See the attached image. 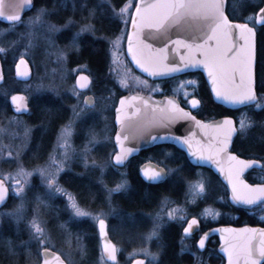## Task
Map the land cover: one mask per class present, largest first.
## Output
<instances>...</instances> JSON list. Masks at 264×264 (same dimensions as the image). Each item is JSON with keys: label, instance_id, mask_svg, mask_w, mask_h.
Returning a JSON list of instances; mask_svg holds the SVG:
<instances>
[{"label": "rangeland", "instance_id": "374dc122", "mask_svg": "<svg viewBox=\"0 0 264 264\" xmlns=\"http://www.w3.org/2000/svg\"><path fill=\"white\" fill-rule=\"evenodd\" d=\"M60 1L62 6L55 10L53 20L48 17V13H46L44 8L39 7L19 24L0 30V40L9 34L8 38L12 39L11 47L18 48V59L23 56L27 60L29 68H31V70L29 69L31 73H29L28 77L20 79V92L26 94L32 102L33 108L37 109L34 115L35 118L47 117L50 113L55 116L62 115V107L59 106L58 98H56L61 94L69 95L74 99L78 97L72 82L73 77L78 72L89 71L87 65L92 58V43L88 40H80V38L83 36L96 38L95 31H102L105 28L104 22L108 17L106 12L101 9L99 0ZM127 3L136 4L132 0ZM134 9L135 7L123 16H118L113 10V17L122 26L120 32L130 22ZM37 17L39 18L37 19ZM78 20L84 22L80 24L77 30L69 34L67 32L68 28L77 23ZM58 22L63 23L59 24ZM89 23L94 25V29L80 32V35L76 36L81 27ZM126 36L124 32L116 36L121 37L118 49L112 47L116 37L111 38L108 42L112 60L108 75L111 73L109 77L114 89L111 93H108L107 98L110 97L109 99L112 101H115V98L123 93H155L157 88L154 86V80L146 79L136 73L131 67L125 52ZM0 49L3 50L1 47ZM122 78L127 80V87L121 83ZM143 81H148V83L144 84ZM188 81L192 80L181 81L183 87L181 86L179 87L180 89L175 88L174 90L176 94L186 100L189 97L183 95L184 90L187 89L189 92H194L191 89L192 84L188 83ZM96 95L98 96V94ZM2 96H5L4 93H2ZM99 97H97V105L91 108L83 106L80 99L79 104H75L70 109L73 118L71 117L72 120L57 133L56 141L48 160L44 164L30 169L22 165L21 156L30 142L32 128L25 118L7 117L4 109L0 111V117H7L4 118V124L0 125V178L4 179L8 184L9 195L12 199L6 202L11 203L13 206L11 209H6L3 208L6 202L0 204V248H3L4 252L0 255V264H16L17 262L14 260L17 254L15 252L16 248H24L22 251L25 253V264H36L35 250L26 249L30 247H35L36 252L43 248H54L68 264H79L83 259H76L74 254L84 251L88 246H96V236L91 232L96 230V223L99 219L106 221L109 236L113 238L120 250L124 249L122 240L123 242L130 240L137 243L134 245L135 249L127 255L128 258L140 257L149 264H155L158 259L157 249L162 247L160 238L162 229L170 226L168 225L170 223H174L177 227H183L192 215H200L204 209L209 208L194 210L196 207L195 203L203 195L198 197L193 203L192 189H190L189 185L187 187V198L185 191L182 196L185 198L180 201L165 198L152 211L131 210L128 206L129 204L124 202L123 198L125 196L120 197L121 199H115L116 195L126 190V186L118 191L110 192V189H115L116 186L109 188L103 183V174L111 167L110 160L113 154V149L111 151L108 147L112 143L113 136V129L110 128L109 121L105 119V122H102L100 129L93 132L91 138L82 145L81 150H76L71 143L73 138L72 126L79 119L83 117L94 118V116L99 114L100 119L104 120L106 112L105 101ZM251 105L253 108H257L254 104ZM208 111L217 114L216 109H211V107L208 108ZM237 117L239 121L244 118L243 112H239ZM248 126L249 124L244 129L239 126L240 134L246 133L245 130ZM97 148H101L100 152H95ZM77 151L80 152L77 153ZM167 156L164 154L156 160L166 167L168 178L173 180L176 176V169L171 168L167 164ZM57 161H60L61 164L58 165ZM57 167H61L59 178L65 172L72 171L75 167L82 169L80 174L85 176L84 181L73 185L78 188L81 198L86 200L90 198L93 209L80 206L91 213V215H76L71 209L68 196L62 192L54 193L48 187L41 172L33 171L46 168L49 172H53ZM21 168L32 172L27 183L24 182L23 176L17 174ZM9 173L11 174V180L6 175ZM119 174L124 177L125 171ZM202 176L207 180V176L204 174ZM15 180L21 181L22 192H16L17 185L14 183ZM96 183L100 185L101 190L95 187ZM32 186L41 190L30 204L28 190ZM71 195L77 200L75 195ZM57 199L62 201L61 205H58ZM186 202H188L187 205H185ZM55 203L60 208V213L58 211L54 213L51 209ZM170 210L173 212L172 216L169 215ZM65 213L67 217L62 222L60 219ZM201 216L203 218L208 217ZM210 217L217 218V216ZM3 219L8 221L2 223ZM33 221L39 223L40 227L43 228V235L35 231ZM83 222H86V224ZM153 229L157 233L154 236L151 235ZM72 231L80 232L81 234L85 233L87 235L85 243H83V238H77L78 235ZM8 234H10L9 237ZM6 241L7 246H3V242ZM141 249H148L156 255H149L148 252L141 251ZM85 252H89V250H85ZM167 259L164 258V262Z\"/></svg>", "mask_w": 264, "mask_h": 264}, {"label": "snow or ice", "instance_id": "6c2138e0", "mask_svg": "<svg viewBox=\"0 0 264 264\" xmlns=\"http://www.w3.org/2000/svg\"><path fill=\"white\" fill-rule=\"evenodd\" d=\"M261 2L264 3V0ZM30 4L31 0H0V17H5L13 23L20 21L23 8ZM133 7H135V16L131 17L133 32L127 38V50L144 72L151 77H164L203 65L207 70L217 98L223 99L229 104L244 106L254 104L257 108L264 109V97L258 94L255 82L254 36L257 29L253 27L256 19L264 26V7L259 8L258 14L249 17L248 22L229 19L224 11V0H139V4L126 3L122 7L116 8L115 12L118 16H123L125 13H129ZM173 28L186 33V35H176L175 40L168 39L162 47H157L156 44L149 43L143 38V30L145 29L152 32L153 35L168 37ZM92 29H94V25L85 24L76 36H79L80 32ZM236 30H238L239 38L243 43H237L235 39ZM120 42L121 37H116L112 47L118 49ZM169 45H173L171 51L179 53V62H170ZM21 61H24L23 56H21ZM0 78H2V74H0ZM90 82L91 77L81 72L77 79L79 87L86 88ZM121 83L127 87L125 78L121 79ZM143 83L147 84L148 81H143ZM17 95L20 96V106L26 107V97H23L22 94ZM17 95L12 96L14 103L17 102ZM183 95L191 97L187 102L193 110L200 106L201 102L193 92L185 89ZM127 99V97L121 98L118 112L124 108V102ZM91 102V98H87L85 101L86 104ZM143 104L148 105V109L145 111L137 108L138 114L142 112L144 114L142 117H138L136 121H126L121 116H117L122 131L140 134L150 129H166L182 119L191 120L203 133L202 138L193 139L196 136L195 132L187 136H173L172 138L184 144L193 157L214 164L224 174L231 185L234 201L246 205L264 204V183L251 184L242 176L246 169L254 165L264 168V162L244 159L235 152L229 151L232 136L237 131L236 121L232 116H225L217 123L199 120L192 110L182 107L179 99L175 97H167L163 106L150 103L146 99L143 100ZM249 123H251L250 120L242 118L239 126L244 129ZM169 135L171 134L167 131L164 132L165 137ZM151 138L155 140L159 137L156 135ZM127 139L128 136L122 138L121 133L116 135V140L120 143V151L115 153L114 160L118 165H123L128 156L136 151V149L125 145L124 141ZM56 163L61 164L60 161ZM33 171L41 172L48 187L54 193L62 192L68 196L71 209L76 215H91L80 206L75 197L67 193V190L59 184L61 167H57L53 172H49L46 168ZM143 172L150 181H159L167 175L163 167L153 164L145 167ZM17 174L23 176L24 182L27 183L32 172L21 168ZM6 175L11 180V174ZM14 183L17 185L16 192H22L21 181L15 180ZM126 185L127 181L123 180L116 185L115 189H110V192L118 191ZM189 187L192 189L193 203L201 195H206V182L203 177L190 182ZM7 190L8 184L0 178V202L5 200ZM169 215H173L171 210ZM200 215L218 216L219 210L209 207L204 209ZM199 223L200 220L197 215H192L191 220L187 221L184 233H193L194 226L199 225ZM100 225L103 231L105 225L103 219L100 220ZM33 226L38 234L43 235L44 230L39 223L33 221ZM219 231L223 233L225 243L223 251L227 254V264H264V228L246 226L242 229L223 228ZM156 234L155 229H153L151 235ZM209 235V232H205L200 237L198 241L200 248L205 247ZM44 251L47 254L50 250L46 248ZM105 251L111 260L117 259V248L114 243L106 241ZM141 251L148 252L152 256L156 255L148 249H141ZM56 259L57 264H63L59 253H56ZM44 264H48L47 259ZM135 264H144V261L138 259Z\"/></svg>", "mask_w": 264, "mask_h": 264}, {"label": "flooded vegetation", "instance_id": "af4514ba", "mask_svg": "<svg viewBox=\"0 0 264 264\" xmlns=\"http://www.w3.org/2000/svg\"><path fill=\"white\" fill-rule=\"evenodd\" d=\"M60 6H62V3L60 0H33L32 9L28 13H26L20 21H18L17 23H4V22L0 21V30L1 29H7V28H10V27H13V26L19 24L21 21L28 18L34 12V10H36L39 7L44 8L46 10V13H48V17L51 20H53V15L55 13V10L58 9V7H60ZM62 23L59 22V24H62ZM68 29L69 30L67 32L69 34H72L74 32L71 30V27H69ZM8 37H9V34L7 35V37L0 40V47L3 48V50H0V61H1V57L3 54H11V55L16 54L15 49L17 50V48L11 47L12 46V39L8 38ZM80 40H82V39L80 38ZM88 40L92 44H94L96 41L95 38H93L92 36H88ZM109 40H110V38L106 39V37H104L103 39L100 40V42H101L100 43L101 44V56H102V62H101L102 69H100L98 71L99 76L104 75L102 80H104L103 81V83H105L104 86L107 85L109 88L107 91H109L111 89V80L109 81V79H110L109 75H111V73L108 75V73L110 71L111 63H112L110 52H109V45H108ZM20 60H21V58H19V59H18V57L15 58L13 78L16 79L17 81H20V78H18V72H17V65H18V62ZM24 60H25L27 66L29 68L27 60L26 59H24ZM87 67H88L89 71H87V72L84 71L83 73H85L87 76L91 77L92 74L90 72V68H92V66L90 65L89 62H88ZM29 69L31 70V68H29ZM2 73H3V71H2ZM29 73H31V72L29 71ZM80 73L81 72H78L73 77V80H72V82L74 84V88L78 94V97H76V99H74L73 97H70L69 95H66V94H61L59 97H56V98H58L59 106L62 107V110H63L62 115H60L63 118V120L60 121L59 125L57 126V129L55 132V138H56L57 133L60 131V129L63 128L67 123H69L72 120L71 119L72 115H71L70 109L73 108L75 106V104L78 105L80 99H81L83 106H85V104H84L85 98L88 96H90L92 98V106L91 107L97 105V97L98 96H100L99 98H103L105 103L107 101V103L106 104L104 103V105L106 106V109H105L106 112L104 115L105 116L104 120H101L100 119L101 117L98 114V115L94 116V118L83 117V118L79 119L72 126V133H73L72 137L73 138L71 140V143L76 150L82 149L81 148L82 145L85 144L91 138V135H93V132H96L97 130L100 129L101 125L103 124L102 122H105V119L107 121H109L110 128L113 129V135H114L115 126H114V113L113 112H114V107L116 105L117 99L122 95L119 93L120 95H118L115 98V101L113 104L112 100L109 99L110 97L107 98L108 94L107 95H100L101 92H103V87L101 88L100 83H93L92 77H91L90 87L88 90H86V91L78 90L76 88V85H75V79H76L77 75ZM106 78H107L108 83H106ZM3 79H4V75H3ZM146 79L155 81L154 86L157 87L156 92L155 93L137 92V93H142V94L150 97L153 100H160L161 98H164V97H175V98L179 99L182 107H185V108H188L189 110H192L193 114L196 117H198L196 113H198L199 111L203 110L205 112L206 107L203 105V101L206 100V101H209L212 104H214L212 101V96H211V93H210L209 88L207 86V83L204 79V76L201 73L193 71V72H188V73H184V74L177 75V76H166V77H157V78L146 77ZM188 79L192 80V81H188V83L192 84L191 89L194 90L193 93L196 95L197 99H199L201 102L200 106L195 110L190 109V104L187 102L188 100L191 99V97H189L187 100L183 99L179 94H176L174 91L175 88L177 89L181 86L183 87V84L181 83V81L188 80ZM15 93H17V92H15ZM15 93H13V94H15ZM96 94H98V96ZM9 96H8V98H9ZM261 97H264V93L261 95ZM8 98H7V103H8ZM30 105L31 104H30V99H29V106ZM112 106H113V108H112ZM8 107H9V105H8ZM85 107L91 108V107H87V106H85ZM239 108H241V107H239ZM239 108L235 109V110H237V111H235V115H234L236 118H233L236 121L237 134L234 138L231 152H235L237 155L242 156L244 159L259 160V161L264 162V134H258L257 133L260 130L264 131V117H263V120L259 124H256L255 121L252 120L251 123H249L248 128L245 130V132H247V133L240 134V131H239L240 121H239V118L237 117V114L239 112H243V114H244V111H239L238 110ZM253 110H254V112L259 110V111H262L264 113V109H261V108H253ZM207 111H208V109H207ZM107 114H108V117L106 116ZM65 116H66V119H64ZM244 118H246L245 115H244ZM200 119H202V118H200ZM202 120L209 121L212 119H202ZM55 138L53 141L52 148L54 147V144L56 141ZM108 147H109V150H111V151L113 149V154H112V156H113L115 153V147L113 144V136H112V143H111V145H108ZM160 147H165V145L155 146V147H152V148H149L145 151L140 152L139 155L132 158L124 168L119 169L117 167H114L112 165L111 160H110L111 167L116 171L122 172L125 169H127V167L132 162V160L137 159L140 155L147 152L148 155L146 157H141L137 161V173H138L139 167L146 162L156 163V164L162 166L167 171L166 167L164 165L158 163L156 159L159 157H162L164 154H166V155H168L167 156V159H168L167 164L170 165V164L175 163V161L173 160L175 158V156H174L173 151L169 150V149L168 150H162V153H161L159 151ZM100 149L101 148H97L95 152H100ZM245 150H248V152H247L248 155L246 153H243ZM51 152H52V150H51ZM51 152H50V154H51ZM79 152L80 151H77V153H79ZM95 154H97V153H95ZM111 159H112V157H111ZM184 159H185V162H187V164L189 166L188 168H189L190 173L193 174L190 177L186 178L184 183L182 185H180L184 188V190L186 192V198H187V187H188V185L190 184V182L198 180L201 177H203L202 174H204L205 176H207V174H210V175L214 176V178H215V179L212 178V180L209 181V177H207V180L205 179V177H203L205 182H206V189H211V191H221V192L226 191V193H227L226 187L223 185V183L215 175H213V173L211 171H209L205 168H199V167H195V166L191 165L185 156H184ZM109 169H110V167H109ZM243 178L251 184L264 183V168H261L260 166L256 167V168H252L244 174ZM60 185H62V184H60ZM214 196H215V194L212 193L211 198H214ZM174 201H178V200H174ZM56 202H58V205H61V203H62V201L59 199H57ZM187 203L188 202H186L185 205H187ZM216 204H217L216 208H212V209L219 210V215L217 216V218H212L210 216H208L207 218H203L201 215L198 214L197 217L200 220V223L198 225V230L194 234L185 235L183 233V230H184V227H185L187 221L190 220L191 218H189L185 222L183 227H177L174 223H170V224H168L170 226H168L167 231L166 230L163 231L165 228L164 227L161 231L162 235L163 234L164 235L163 236L161 235V237H160L162 244H163L164 236H167L169 238L170 244H169L168 248L160 247L157 249L158 259H157L155 264H225V259L219 252L220 242H219V239L217 236H215V235L209 236L207 241H206L205 247L200 248L198 241H199L200 237L203 235V233L208 232L209 230H211L213 228L221 227V226H233V227L248 226V227L264 228V204L258 203L257 205H255L249 209L234 207L229 203L228 193H227V197L225 200H224V197L222 198L221 196L218 195V198L216 200ZM195 205L198 208V210L206 208V207L200 208L198 206V204H195ZM155 208L156 207H153L152 209L154 210ZM152 209L149 211H152ZM57 211L60 213L59 207H58ZM64 215H66V217H67L66 213ZM225 218L227 220H225ZM110 225H111V223H110ZM106 227H107V234H108L109 240L112 243H114L116 245V248H117V252H116L117 259H116L115 263H110V262L106 261L104 258L103 253H102V248H101V241H100L99 236H98L97 225H96V230L92 229L93 231L91 232V233H94V235L96 236L95 237L96 238V246L86 247L85 250H89V252H85V250H84L82 252L74 254V257L76 259H78V260L80 258L83 259V261L80 262L79 264H133L138 259L143 260L144 264H149L147 261H145L144 259H142L140 257L128 258L127 255H129V253L135 249L134 245H136L137 243L130 241V240L123 242V240H122L121 242L124 245V249L120 250L119 247L117 246L116 242L113 241V238L111 236H109L107 223H106ZM72 232H74V234L78 235L77 238H80V237L83 238L84 239L83 243H85L86 236H87L85 233L81 234L80 232H76V231H72ZM169 235H171V237H169ZM23 249L24 248H16L15 252L17 254L14 257L15 262H17L16 264H25V261H24L25 253L22 251ZM26 249L35 250L37 262H38V264H41V262H42L41 251H43L46 248L41 249L39 252H36L35 247H30V248H26ZM47 249H49L50 251H52L54 253H59L54 248H47ZM3 253H4L3 248H0V255H2ZM60 257L65 264H68L63 259V257L61 255H60ZM164 258H168L166 262H164ZM85 259H87L86 262H85ZM37 262H36V264H37Z\"/></svg>", "mask_w": 264, "mask_h": 264}, {"label": "trees", "instance_id": "16d2710c", "mask_svg": "<svg viewBox=\"0 0 264 264\" xmlns=\"http://www.w3.org/2000/svg\"><path fill=\"white\" fill-rule=\"evenodd\" d=\"M100 1V7L102 10L106 12V15L108 17L105 19L104 26L105 28L101 30H97L96 32V38L95 43L91 46V62L89 61L92 68H90L91 77L93 78V83H100L101 88L103 87V92H101L100 95H107L108 93H111V91L114 89L113 85H111V89L107 91L109 88L108 86H104L105 83H103L104 80L102 78L104 75H100L98 71L102 69L101 62H102V56H101V42L100 40L106 37L108 38H115L120 33L124 32L127 33L129 23H127L124 28H122V31L120 32L121 23H118L117 20L113 17V10L116 8L122 7L124 4H126L130 0H99ZM136 1V0H132ZM264 3L261 2V0H226V14L228 15L229 19L238 20L240 22H248V18L256 14L260 7H262ZM91 7V6H90ZM84 21L78 20L77 23L71 26V30L75 31L78 29L80 24H82ZM59 23V22H58ZM62 23V22H60ZM82 40H88V36L81 37ZM89 41V40H88ZM256 89L258 94L261 96L264 93V26L257 27L256 31ZM16 54H3L1 57V66L2 71L4 75V82L0 86V111L2 109L5 110L7 117H12V114L9 110L7 98L10 94L15 92H20L21 82L17 81L13 78V71H14V65H15V58L18 57V48L15 49ZM110 81V79H109ZM106 83H108L106 78ZM12 85V87H11ZM2 93H4V97L2 96ZM119 94V93H116ZM43 96V95H41ZM45 96V95H44ZM114 104V101H112ZM30 113L27 116H24L25 120L28 122L31 129V138L30 142L27 145L26 150L21 156V163L25 168H35L37 166H40L44 164L52 150L53 141L55 138V132L57 129V126L59 125V122L63 120V118L59 115L55 116L50 113V115L47 117L42 118H35V112L37 109L35 107L33 108L32 102L30 101ZM203 105L206 107L205 112L203 110L199 111L197 116L202 119H214L217 117L222 116H232L233 118H236L235 115V109L226 110L223 107L212 104L209 101H203ZM216 109L217 114H213L210 111H207L208 108ZM239 111H244V115L247 119L250 121L254 120L256 124H259L264 117V113L262 111H256L254 112L252 106H245L238 109ZM7 117H0V125L4 124V118ZM108 117V116H107ZM66 119V116L64 117ZM247 133V132H246ZM258 134H264V131L260 130L257 132ZM172 150L174 153L175 158L173 159L175 163L170 164V167L173 169H176V176L171 179H167L163 184L161 185H148L145 184L138 176L137 173V161L141 157H146L148 155L147 152L140 155L137 159L132 160V162L129 164L127 169H125V175L124 177L120 176V172L114 170L112 167L106 171V173L103 174V183L107 187H114L116 184L122 182L123 180L127 181L126 190L122 192L119 195L115 196V199H121L122 196H125L124 202L126 204H129L131 210L133 211H141L146 212L151 210L153 207L158 205L160 201H162L165 198L168 199H174V200H182L183 199V193L184 188L180 185H182L186 178L190 177L191 174L189 171V166L187 162H185L184 155L178 151L177 149L169 146L160 147L159 151L162 153V150ZM248 150H245L243 153L247 154ZM248 155V154H247ZM168 160V159H167ZM82 169L75 167L72 169V171L65 172L62 174L59 178L60 184L67 190V192H70L71 194L75 195L77 200L79 201V204L83 207H86L88 209H93V204L90 200V198L83 199L81 198L80 192L77 190L78 188L74 186V183H79L80 181H84L85 176L81 175ZM123 172V171H122ZM95 173V172H94ZM207 177H209V181L214 178V176L207 174ZM95 187L98 190H101L99 184L96 183ZM41 189L32 186L28 190V200L29 203L33 201V199L39 194V191ZM214 193V198H211V194ZM218 195L222 198L224 197V200L227 197L226 191H211V189H207L206 195H203L201 199H199L195 204H198L200 208L202 207H211L216 208V200L218 198ZM121 197V198H120ZM185 198V197H184ZM11 196H9L8 200L11 201ZM56 205V206H55ZM52 206L53 212H57L58 207L57 204ZM13 206L11 203L6 202V204L3 206V208L11 209ZM194 210H198L197 207L194 208ZM66 219V215L61 216L60 221L64 222ZM225 220H227L225 218ZM8 220L3 219L2 223L6 222ZM86 224L85 222H83ZM168 227H165L163 231H167ZM10 234H8V237ZM170 240L167 236H164L163 238V244L162 247L168 248ZM3 246H7V241L3 242Z\"/></svg>", "mask_w": 264, "mask_h": 264}, {"label": "water", "instance_id": "95a60500", "mask_svg": "<svg viewBox=\"0 0 264 264\" xmlns=\"http://www.w3.org/2000/svg\"><path fill=\"white\" fill-rule=\"evenodd\" d=\"M224 3H225L224 11L226 12V0H224ZM136 4H139V0H137ZM32 7H33V0H31L30 5H25V7L23 8L22 14H21V19L26 13H28L32 9ZM262 7H264V5ZM256 14H258V12ZM134 16H135V10H134L132 17H134ZM0 21H2L4 23H13V22H9L5 17H0ZM17 22H15V23H17ZM260 26H262V25L260 24L259 20L256 19L255 22L253 23V27L256 28V27H260ZM132 32H133V25L130 22L127 38L129 35L132 34ZM176 35H186V33L181 32L176 28H173L170 31L168 37H162L160 35H153L152 32H150L147 29L143 30V38L148 40L149 43L156 44L157 47H162L163 44L167 43L168 39L175 40ZM133 39L135 40V38H133ZM235 39H236L238 44L243 43V41H241L239 38L238 30H236ZM254 42H255V64H254V71H255V66H256V33L254 36ZM172 48H173V45H169L170 51L172 50ZM127 49H128V39H126V56L129 60V62L131 63V65L133 66V68L135 69V71L137 73H139L143 76H146V77H151L148 73L144 72L143 69H141L136 64V62L132 59L131 53ZM171 61L179 62V53L178 52L171 51L170 62ZM191 71H199L200 73L203 74L204 79H205L207 86L209 88V91L211 93L212 100L215 104H217V105H219L225 109H232V108L242 106V105L229 104V103L225 102L223 99H219L216 97V94H215V92L212 88V85H211V80L208 77L207 70L203 65H200L196 68H189V69L184 70L182 73H174V74H171L169 76L181 75V74L188 73ZM17 72H18V78H20V79H25L28 77L29 69H28V66H27L25 60L23 62L21 60L18 62ZM0 74H2V78H0V86H1L3 84V73H2V67H1V61H0ZM80 74H78L76 79H75L76 88L80 91H86L89 89L90 83L88 84V87L80 88L78 83H77V79L80 77ZM152 78H155V77H152ZM17 94H22L23 97H26V105H27L26 107L20 106V96ZM14 95H17V102L16 103H14L12 101V96H14ZM123 97H127L128 99L125 100V102H124V108L118 112V109H120V101H121V98H123ZM87 98H91V97L90 96L86 97L85 101ZM166 98L167 97L161 98L160 100H153L146 95H143L140 93H133V94L122 95L117 99L116 105L114 107V112H113L114 113V126H115V132L113 135V144L115 147V153L120 151V143L116 140L117 133H121L122 138H123V136H128V139L124 141L125 145L127 147H131V148L136 149V151L132 152L131 155L128 156L127 160L124 162L123 165H118L115 162V160H114L115 153H114V155L112 156V159H111L112 165L117 167V168H123L129 162L130 159L137 156L140 152H142L144 150H147L149 148H152V147L158 146V145L173 146L174 148H176L177 150H179L180 152H182L184 154V156L186 157V159L189 161V163L191 165H193L195 167H199V168H205V169L211 171L223 183V185L227 189V193L229 196V203L232 206L238 207V208H244V209H249V208L255 206V205H246L243 203H237L236 201H234L232 199L231 185L229 184L228 180L225 178L224 174L219 169H217L214 164H210V163L205 162L203 160H200L196 157H193L192 154L188 152V149L184 144H182L178 140L172 138L173 136H187L193 132L196 133V136L193 137V139L202 138L203 133L201 131H199V129L194 124V122H192L191 120L182 119V120L175 122L174 124H172L170 127H167L166 129H160V128H156L155 130L150 129V130L144 131L143 133H140V134H136L134 132L130 134L128 131H122L120 121L117 119L118 115L121 116V118L126 120V121H136L138 119V117H142L144 114V112L138 114L136 112V109L141 108L142 110H145V111L148 109V105L143 104V100L146 99V100H149L150 103L160 104L161 106H163V104L166 103ZM91 101H92V98H91ZM84 104L87 107L92 106V102L89 104H86V103H84ZM8 105H9L10 112L15 116H24V115H27L29 113V109H30L29 108V101H28L27 96L23 93H15V94H12L11 96H9ZM190 109H192L191 105H190ZM224 117H219L217 119L206 121V122L217 123V122L221 121ZM199 120H202V119H199ZM165 131H167L171 135H169L168 137H165L164 136ZM236 134H237V131L232 136V143L229 145V151H231V149H232V144H233V141H234ZM156 135H158L159 138L153 140L151 137L156 136ZM149 164L157 165L153 162H146V163L142 164L138 169V175H139L140 179L146 184H151V185L163 184L166 180L167 175L159 181H150L144 176L143 169L145 167H147ZM256 167H259V165H254V166L246 169L244 171V173L242 174V176H244V174L247 171H249L250 169L256 168ZM7 197H8V190H7V195H6L4 201H6ZM0 203H2V202H0ZM100 220L97 221L96 225H97L98 236H99V239L101 241V248H102L103 256H104L106 261H108L110 263H115L116 260L115 261L111 260L110 256L105 251V242L106 241L109 243H112V242L108 238L106 222H105V225H104L103 231H102L101 225H100ZM185 227H187V223H186ZM245 227L246 226H244V227L221 226V227L213 228V229L208 231L210 233L209 236L215 235L218 237L219 242H220L219 252L224 257L225 264H227V254L223 251L225 243H224V239H223V233L219 230L223 229V228L242 229ZM252 228H259V227H252ZM197 230H198V225L194 226V231L191 234H194ZM183 233H184V230H183ZM185 235H190V234H185ZM41 256H42L41 264H44V261L46 259L48 260V264H57L56 253L49 251L46 254L45 251L43 250V251H41ZM63 264H65V263L63 262ZM133 264H135V262Z\"/></svg>", "mask_w": 264, "mask_h": 264}]
</instances>
